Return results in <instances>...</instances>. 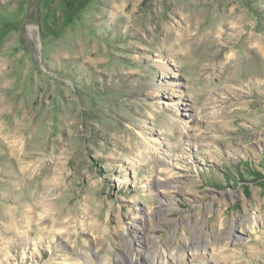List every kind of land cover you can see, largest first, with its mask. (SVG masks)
I'll return each instance as SVG.
<instances>
[{
	"label": "rangeland",
	"instance_id": "1",
	"mask_svg": "<svg viewBox=\"0 0 264 264\" xmlns=\"http://www.w3.org/2000/svg\"><path fill=\"white\" fill-rule=\"evenodd\" d=\"M76 257L264 264V0H0V264Z\"/></svg>",
	"mask_w": 264,
	"mask_h": 264
},
{
	"label": "bare ground",
	"instance_id": "2",
	"mask_svg": "<svg viewBox=\"0 0 264 264\" xmlns=\"http://www.w3.org/2000/svg\"><path fill=\"white\" fill-rule=\"evenodd\" d=\"M123 1V0H122ZM176 48L177 49H180L181 47L180 46H177L176 45ZM162 165L161 164H159L158 165V167H159V169L157 170V174H158V177L156 176V180L158 181V187H162L163 186V184H164V182H165V180L168 178V176H164V172H165V170H163V168L161 167ZM162 184V185H161ZM142 220H144V219H142ZM53 231V230H52ZM73 249H74V247H72ZM163 254H164V259L166 258V254L163 252ZM79 255L77 254V257H78ZM76 257V259H77V261L79 262V264L81 263L80 261H79V258H77ZM146 258H148V259H150L152 262L153 261H155V257L153 256V257H146ZM131 262L133 263V262H136L137 261V259L134 261V258L133 257H131ZM166 263V260H164V262L163 263H161V264H165ZM122 264V263H121ZM152 264V263H151ZM167 264V263H166ZM171 264V263H170ZM173 264V263H172Z\"/></svg>",
	"mask_w": 264,
	"mask_h": 264
}]
</instances>
